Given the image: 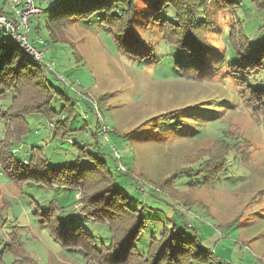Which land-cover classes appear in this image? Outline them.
Returning a JSON list of instances; mask_svg holds the SVG:
<instances>
[{
    "label": "rangeland",
    "instance_id": "obj_1",
    "mask_svg": "<svg viewBox=\"0 0 264 264\" xmlns=\"http://www.w3.org/2000/svg\"><path fill=\"white\" fill-rule=\"evenodd\" d=\"M52 1L35 0V5L46 10ZM236 1L240 4L238 10L228 9L220 2L210 6L209 16L219 22L209 36L217 58L229 48V31L237 23L243 24L253 49L264 46L263 13L251 0ZM0 6L13 13L11 0L1 1ZM57 10L58 7L53 8L35 18L29 41L43 51L45 62L54 64V73H49L47 80L76 101L77 115L69 124V131L74 133L65 140L54 138L52 131L57 120L51 122L43 115L31 114L24 117L29 133L19 141L6 139L11 122L5 117L14 101V94L10 93L0 102V145L6 142L9 153L23 162L40 152L50 166L70 164L78 159L79 148L84 146H89L92 155H98L93 136L100 131L97 121L101 119L110 126L113 146L124 156L126 171L117 173L111 146L105 141L99 144L115 177V186L124 191L132 208L143 210L146 219L137 243L141 253L146 251L152 236L158 238L164 228L172 230L176 226L178 236L191 239L196 235L202 245L215 253L219 260L212 264H264V117L257 113L256 106L238 96L242 92L241 80L220 69L223 59L215 63L213 70H219L211 77H181L176 65H186L187 54L165 42L157 22L158 18L176 22L170 6L152 19L151 6L143 0L137 3L133 20L139 44L134 47L148 55L145 60L122 53L112 34L100 26L102 14L85 22L68 23L59 43H50L47 22ZM195 17L200 20L203 13L197 10ZM45 71L49 72L46 67ZM246 82L263 91L264 64L261 70L246 77ZM86 101L94 104L96 113L80 105ZM62 107V101L55 97L53 110L60 112ZM167 113H175L171 116L174 119L160 120ZM85 115L91 117L87 122ZM178 123L181 126H176ZM228 131L249 142L248 166L233 161L232 154L231 166L217 182L201 186L202 178L180 177L174 184L159 187ZM82 164L87 165L88 161ZM140 186L144 195L154 189L160 196L141 195L137 191ZM79 198V191L68 188L15 186L0 165V207H8V222L0 227V244L8 243L9 234L15 231L26 257L36 264H88L81 250L63 248L35 216L55 199L65 207L61 217L73 218H61L63 224L81 223L95 230L97 225L78 217ZM98 229L108 235L106 227ZM104 238L96 236L98 247L107 243ZM1 257L7 264L14 261L12 255L3 253L2 246Z\"/></svg>",
    "mask_w": 264,
    "mask_h": 264
},
{
    "label": "trees",
    "instance_id": "obj_2",
    "mask_svg": "<svg viewBox=\"0 0 264 264\" xmlns=\"http://www.w3.org/2000/svg\"><path fill=\"white\" fill-rule=\"evenodd\" d=\"M138 1L54 0L49 2L48 9L43 10L40 17L58 7L57 13L47 22L49 42L58 44L68 23L85 22L97 14H102L100 26L112 34L122 53L132 59L145 60L148 55L134 47L139 44L133 20ZM143 1L151 6L149 17L152 19L169 6L175 11L176 22L159 18L157 22L165 42L187 54V64L176 65L181 77L199 78L198 76L202 75L211 77L219 70L216 72L213 70L215 63L223 59L225 62L220 69L241 80L239 86L242 92L237 93L238 96L256 106L257 113L264 117V90L254 89L246 82V77L263 68L264 46L253 49L243 24L240 23L230 28L229 48L219 58L216 56L214 45L209 41L210 33L219 26V22L209 16L211 4L220 2L228 9L238 10L240 4L236 0ZM251 1L255 8L263 13L264 28V0ZM197 10L203 13L200 20L195 17ZM48 74L45 67L36 64L16 41L5 33L0 34V102L4 101L8 94H14L13 104L5 117L9 123L11 122L8 124L6 139L19 141L26 136L29 127L24 117L31 114L43 115L51 122L57 120L52 131L54 138L59 136L65 140L74 133L69 131V124L77 115L76 101L69 94L57 90L47 80ZM55 97L63 103L60 112L52 108ZM82 105L94 111L88 101ZM175 113L164 114L160 120L174 119L171 116ZM62 116L64 119H60ZM176 126L179 127L181 124L178 123ZM223 135V138L216 139L209 149L202 150L194 159H189L185 166L173 172L159 187L174 184L180 177L202 178L201 186L217 182L231 166L229 158L232 154L233 161L248 166L249 142L243 136L229 131ZM114 136L117 137L116 134ZM94 139V145L98 148L97 156L90 153L89 146H84L79 148V157L75 162L60 166H50L40 152L28 161L17 160L9 153L6 142L0 145L1 169L13 185L24 188L26 184H33L49 190L58 187L79 191L81 209L78 217L97 225V228L91 231L81 223L63 224L62 219L73 218H70L71 216L64 218L63 215L61 217L65 207L53 199L35 216L41 227L47 229L56 242L67 250H81L88 264H212L219 260L211 249L202 245L196 235L191 239L178 236L176 226L172 230L164 228L158 238L152 236L146 251L141 253L137 243L146 227L143 210L132 208L124 191L118 190L115 186L113 172L104 160L106 154L99 148L102 139L97 134L94 135ZM110 154H113V150ZM113 159L116 172H122L117 169L114 154ZM121 159L124 163V156ZM83 161H88V164L83 165ZM125 175L129 176L127 173ZM151 190L153 192L149 189L145 195L143 194L145 191L141 192L139 189L137 191L148 197L160 196L155 194L154 189ZM7 209L6 206L0 207V227L8 222L5 214ZM98 226L106 227L108 235L105 231L99 230ZM183 227L186 228L184 225ZM101 235L105 236L104 240L107 239V243L104 242L98 247L95 239ZM0 246L3 253L14 257L10 264H36L26 257L17 232L12 231L8 236V243ZM0 264H7L3 257L0 258Z\"/></svg>",
    "mask_w": 264,
    "mask_h": 264
},
{
    "label": "built area",
    "instance_id": "obj_3",
    "mask_svg": "<svg viewBox=\"0 0 264 264\" xmlns=\"http://www.w3.org/2000/svg\"><path fill=\"white\" fill-rule=\"evenodd\" d=\"M12 10L13 13L11 16L0 12V33H5L12 40L16 41L21 48L32 57L36 64H41L46 67L49 71L48 73H54V64L51 62H45L43 51H39L36 46L29 41L30 22L32 19L41 16L43 10L35 5V0H12ZM80 96H82V94H80ZM89 103L93 107V112L96 113L94 104L91 102ZM97 124L100 128V131L97 132V136L111 146L113 154L117 159V169L122 172L126 171V167L123 165L121 159L122 155L111 143L110 126L101 119L97 121ZM138 189L141 192L145 191L142 186Z\"/></svg>",
    "mask_w": 264,
    "mask_h": 264
},
{
    "label": "crops",
    "instance_id": "obj_4",
    "mask_svg": "<svg viewBox=\"0 0 264 264\" xmlns=\"http://www.w3.org/2000/svg\"><path fill=\"white\" fill-rule=\"evenodd\" d=\"M1 1H2V3L5 2V0H0V2H1ZM7 1H8V0H7ZM11 1H12V0H11ZM0 7H1V6H0ZM4 10H5V11H4ZM4 10L0 8V12H3V13H5V14H7V15H12V12H11V11H8L7 8L4 9ZM34 22H35V19H34L33 21H31V24L34 23ZM31 24H30V25H31ZM35 26H36V25H34V27H35ZM0 34H1V33H0ZM34 45H35V44H34ZM41 45L45 46V45L42 44V43H41ZM81 105H82V104H81ZM90 118H91V117H90ZM90 118H88V116L86 117V115H85V117H84L85 120H84V121L87 122V120L90 119ZM87 124H88V123H87ZM83 130H84V128H83ZM81 131H82V130H81ZM52 133H53V132H52ZM93 140H94V136H93Z\"/></svg>",
    "mask_w": 264,
    "mask_h": 264
}]
</instances>
